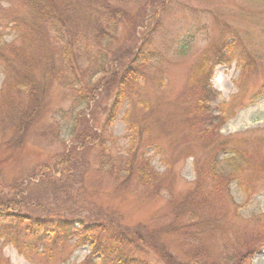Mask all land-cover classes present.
Masks as SVG:
<instances>
[{
	"label": "rangeland",
	"instance_id": "obj_1",
	"mask_svg": "<svg viewBox=\"0 0 264 264\" xmlns=\"http://www.w3.org/2000/svg\"><path fill=\"white\" fill-rule=\"evenodd\" d=\"M160 1L104 0L119 26L102 42L96 27L80 28L87 40L73 47L81 45L83 60L75 79L62 43L28 26L26 0H0V198L21 200L9 210L26 224L114 214L155 264L162 263L153 243L176 264H264V0ZM155 28L157 56L145 65L139 98L120 102L108 74L146 49L143 34ZM230 46L249 63L229 56ZM223 48L230 62L216 60ZM205 58L206 69L197 70ZM31 77L39 106L32 113ZM129 123L140 137L131 149ZM222 138L243 142L232 145L248 147L254 159L206 211L199 205L207 191L195 185L202 179L211 195L212 184L198 179L194 164L218 155L227 165L215 147ZM71 149L79 152L68 159ZM40 238L0 231V264H83L90 253L74 236ZM53 248L52 257L38 254Z\"/></svg>",
	"mask_w": 264,
	"mask_h": 264
},
{
	"label": "trees",
	"instance_id": "obj_2",
	"mask_svg": "<svg viewBox=\"0 0 264 264\" xmlns=\"http://www.w3.org/2000/svg\"><path fill=\"white\" fill-rule=\"evenodd\" d=\"M26 2L31 15V23H28V26H30L33 31L34 29L40 28V30H42L43 26V30H50L52 33L49 31V35L53 36L57 42L62 43L60 53L62 63L66 66L65 71H68V74L70 73V76L75 79L78 77L75 73V69L82 65L83 60H81V45L78 44V51L73 50V47L75 42L87 40V32L80 28L84 25L87 26V29L88 27H96V42H102L105 40L104 35H112V31L117 30L121 19L119 14L113 16V14L109 13L110 10H107V5L104 3V0H26ZM162 2L166 1L161 0L159 6ZM157 31L158 29L156 30L155 28L150 33L146 31L143 34V42L141 44H147L146 49L139 46L138 49H135L133 52L129 62L122 66H112L108 74V79L112 85L118 80V85L115 87V95L118 94L119 96L117 97H121L120 102L126 100H130L129 102H131V100L139 98L138 94L141 91L142 81L146 80L145 65L157 56V50L153 48L152 45L154 34L156 36ZM225 47H228V44H226ZM223 50L221 49L217 55L216 60H219V63L230 62L232 58L229 59V56L233 57L235 60L247 61L246 55L245 59L239 56V54L235 53L232 46L229 48V56L228 51H225V48H223ZM247 63L249 62L247 61ZM206 65L207 60L205 58V61L197 64L195 68L204 71ZM11 76L16 77V75L13 74H11ZM212 76L213 73L210 70L206 75L207 83H211ZM28 83L26 88H28L29 91L28 98L30 102L27 104L29 109L31 108L30 112L32 113L35 111V108L39 107L36 103L38 95L35 92V81L32 77L29 79ZM96 92L99 94L100 90L96 89ZM214 94L216 93L214 92ZM34 97L36 98L33 99ZM90 97L91 101H94L97 95L92 93ZM120 102L119 99H117L116 104L113 103L112 112H116L117 108L119 110ZM126 114L128 115L129 111H126ZM23 117H26L23 111L15 114V125L18 126V128L21 127L20 124L24 123ZM32 120L33 117L27 118V130ZM225 120L226 117H224V119L219 118V125ZM129 128L131 131L129 149H131V147L134 148L138 145L140 137L138 136V126L136 123H129ZM240 142L241 141H232L222 138L215 145V147L218 148L216 151L224 155L222 159L226 160L227 165H225V163H220L218 155H214L215 157L213 156L210 158V163L205 165V167L198 166L196 162L194 164L198 179L205 177L207 180H210L212 184L213 190H211V195L210 193L208 194L210 190H207L205 185L201 187L200 180L202 179L196 182L195 185L198 189L201 188L207 191L206 194L208 196L205 195V198H203V201H200L199 205L204 207L206 211L210 208L216 210L217 208L215 206H217L219 202L216 198L218 197L216 193L221 191L222 188L229 186V180L241 182L245 177L242 173L248 167H251V162L249 161L254 159V157H251L252 153L248 147L244 146L238 148L237 145ZM241 145L246 144L241 142ZM78 152L77 149H71L70 152H65L64 156L69 159ZM59 164L63 165V162ZM220 164L223 167H220ZM147 169L148 167L144 170ZM246 184L247 181L245 183V189H247ZM241 185L243 187V182ZM21 202L22 201L17 200L15 196L11 199L0 198V206L2 207L0 208V231L23 230V233L29 236L37 238L44 237L46 240L53 241L74 236L78 244L87 245L90 249V253L85 258L83 264H155L146 255L145 241L136 233L127 231L126 228L122 227L117 216L114 214L113 216H95L90 219L83 218L71 221L41 219L35 223L26 224V220L24 222L23 219L17 218L20 216L18 213L9 210L10 208L15 210V208L21 206ZM211 203H215V205H211ZM219 212L220 210L216 213ZM22 224L24 227L21 226ZM261 245L264 246V240L261 241ZM153 247L155 248L153 254L157 255L162 264H176V262L171 259V256L165 252V249L163 252L155 243H153ZM259 249L260 247L255 248L252 255L256 254ZM53 252L54 248L48 249V251L41 250L38 254L52 257Z\"/></svg>",
	"mask_w": 264,
	"mask_h": 264
}]
</instances>
